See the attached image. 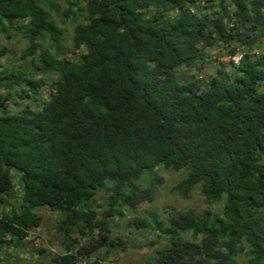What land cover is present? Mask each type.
Masks as SVG:
<instances>
[{"label": "trees", "instance_id": "1", "mask_svg": "<svg viewBox=\"0 0 264 264\" xmlns=\"http://www.w3.org/2000/svg\"><path fill=\"white\" fill-rule=\"evenodd\" d=\"M48 1L0 0V32L22 30L30 61L2 64L0 47V198L14 197L0 212V264L6 246L42 224L39 206L62 214L65 252L45 264H113L105 260L121 242L111 218L154 200L160 166L186 170L174 192L189 197L199 185L224 208L132 219L168 238L149 264H239L242 254L264 264V53H253L264 0H82L87 18L69 47ZM216 46L232 70L218 67L204 83L178 74L206 68ZM46 75L56 76L53 90L38 102ZM101 191L110 195L99 216Z\"/></svg>", "mask_w": 264, "mask_h": 264}, {"label": "rangeland", "instance_id": "2", "mask_svg": "<svg viewBox=\"0 0 264 264\" xmlns=\"http://www.w3.org/2000/svg\"><path fill=\"white\" fill-rule=\"evenodd\" d=\"M81 5H84L82 0H49L47 3V7L52 10L55 21L64 30L63 43L65 47L71 45L75 25L78 22L85 21L87 18V14L81 9ZM169 14L174 16L176 10L170 11ZM39 40L42 44L40 50L50 49V39ZM26 46L27 40L22 30H13L10 37L0 32V47H6L9 51L8 55L2 58V64L28 66L30 61L22 57ZM227 51H223L217 46L210 48L208 49L206 68L197 70L195 68L182 67L179 69L178 74L183 77L196 76L202 79L204 83L217 72L218 67L232 70L233 65L230 63L232 59L227 54ZM51 52H53V49H51ZM253 53H264V38L260 47H256ZM69 56L75 59L79 58V54L69 53ZM41 76L43 75L39 74V77ZM53 77L56 76L46 75L43 77L46 80V84L42 89V94L38 96V102L49 99L50 92L53 90L51 86ZM20 102L23 106L26 105L25 100L22 99ZM30 103L32 104V101ZM31 107L37 108L34 104ZM13 109L16 111L15 108ZM157 169L155 173L160 177V181L156 185L157 192L154 200L141 203L137 212L125 209L122 216L116 215L111 218L112 238L114 242H121V244L118 248L109 250V257L105 260L106 262H112L113 264H149L153 261L157 251L168 244L167 236L159 230L144 227L137 228L132 224L131 220L136 217L150 221V211L156 212L159 218L164 221H166V217L173 210L193 209L197 212L208 210L219 215L223 213L224 200L216 203L208 202L199 185L191 191L189 197H184L173 191L174 185L185 177L186 170L166 169L163 166ZM13 173L15 175V197H18L20 193V175L16 170H13ZM151 177L146 175L141 185L143 187L149 185ZM109 195L110 193L106 191H101L97 194L98 204L100 205L98 208L99 216L103 214ZM13 200V196H5V200L0 198V212L10 208V204L14 202ZM35 211L43 216L42 224L33 228L31 235L27 239L21 242L14 241V243L6 246L2 255L3 264H45L51 256L65 252L63 235L57 229L59 218L62 215L61 212L52 210L48 206H39ZM185 237L190 238L188 234ZM78 239L81 243L86 240L85 237H78ZM106 251V248H103L98 258H102ZM238 262L239 264H244L246 255L242 254L238 258Z\"/></svg>", "mask_w": 264, "mask_h": 264}, {"label": "built area", "instance_id": "3", "mask_svg": "<svg viewBox=\"0 0 264 264\" xmlns=\"http://www.w3.org/2000/svg\"><path fill=\"white\" fill-rule=\"evenodd\" d=\"M241 57H242V54L240 53V54H237V55H235L234 57H232L234 60H236V61H239L240 59H241Z\"/></svg>", "mask_w": 264, "mask_h": 264}]
</instances>
